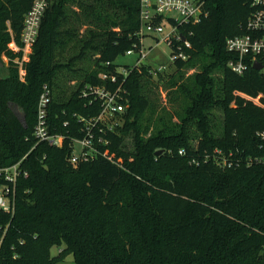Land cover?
Wrapping results in <instances>:
<instances>
[{
  "label": "trees",
  "instance_id": "obj_1",
  "mask_svg": "<svg viewBox=\"0 0 264 264\" xmlns=\"http://www.w3.org/2000/svg\"><path fill=\"white\" fill-rule=\"evenodd\" d=\"M202 1L208 16L180 26L192 48L170 73L116 63L130 49L139 54L141 0H50L22 80L14 60L22 53L12 46H23L33 0H0V168L22 160L28 172L13 188L14 212L0 209V264H57L62 253L74 264H264V69L249 61L234 72L228 63L237 55L226 46L261 7ZM88 84L118 91L126 110L113 130L92 129L108 141L98 155L72 164L71 140L87 134L79 119L102 109L82 97ZM45 85L61 147L36 144Z\"/></svg>",
  "mask_w": 264,
  "mask_h": 264
},
{
  "label": "built area",
  "instance_id": "obj_2",
  "mask_svg": "<svg viewBox=\"0 0 264 264\" xmlns=\"http://www.w3.org/2000/svg\"><path fill=\"white\" fill-rule=\"evenodd\" d=\"M204 1L202 0H141V17L143 20L142 29L140 31L141 45L139 48V58L136 64L142 62L147 58L150 51L159 46L161 43L168 45L170 49V61L175 63L177 60H186L188 49L192 48V43L188 35L183 33L180 26L188 24H196L208 16V12L204 8ZM252 6L261 7L253 12L244 25L245 33L227 39V49L234 55H237L235 60H230L228 65L236 73L243 74L248 68L249 61L254 65L256 62L263 64L264 69V0H252ZM49 7V0H33L32 7L28 11L24 20V29L22 33L23 46L13 45L17 52H21V58L16 61L19 66L20 78L23 80L25 75L24 62L29 60L32 47L36 42L41 23L46 10ZM163 16L166 19L171 18L173 22H166V24L153 23L154 18ZM158 34L159 38H155V44L150 50L144 47V35ZM191 35L192 33H188ZM135 52L134 49L127 51L128 55ZM168 65H162L159 70H166ZM122 73L126 75L128 70L121 69ZM82 97H92L93 100L99 101L101 104V111L98 116L86 120L81 117L80 122L85 124L87 134L85 137L71 140L72 153L69 161L72 164L80 162H87L95 158L99 149L97 144H108L103 138L95 139L92 129L99 123L105 124L109 130H113L118 122H112L113 119L120 117L126 110L124 97L118 91L114 92L106 85H86L82 92ZM254 101L259 98H252ZM50 89L47 85L44 87V92L41 94L38 103V120L34 129V136L39 142H47L50 146L61 147L64 143L65 136L62 134H53L50 132V125L48 122V105L50 103ZM111 120V121H110ZM64 125H67L65 123ZM262 140H264V131L257 133ZM184 151L180 150V154ZM22 160L11 167L0 168V175L6 179L7 184L1 186L0 189V209L5 212L13 213L15 206V188L18 179L21 176L27 177L28 172L21 167Z\"/></svg>",
  "mask_w": 264,
  "mask_h": 264
},
{
  "label": "rangeland",
  "instance_id": "obj_3",
  "mask_svg": "<svg viewBox=\"0 0 264 264\" xmlns=\"http://www.w3.org/2000/svg\"><path fill=\"white\" fill-rule=\"evenodd\" d=\"M49 4H50V0H49ZM160 35L158 34H152L151 36H148L145 38L144 40V47L145 49L148 51L152 48V46L155 44V38H159ZM13 48V46H12ZM14 49V48H13ZM17 49H14V51H16ZM17 52V51H16ZM139 58V54L135 53L133 55H128L125 54L123 56H120L116 63L122 67L125 65H132L134 63H136V60ZM3 60L6 64V66L9 65L10 59L7 56L3 57ZM15 61H19L18 57H16L14 59ZM89 64V62H87ZM142 63H150L153 65V67H158L159 65H168V69L166 72H173L174 71V67H170L172 65V62L170 61V49L168 47V45H166L165 43H161L159 46L153 48L148 57L142 60ZM90 65L93 66V63L90 62ZM193 71H190V73H192ZM0 74H4V72L0 71ZM189 74V72H188ZM75 81H71V82H67V84L73 86ZM161 91H164L163 93L166 94V91L164 89V87H161ZM162 93V94H163ZM163 94V96L161 95V100L163 103H166L167 101V96ZM256 103H258V99L255 100ZM169 104V103H168ZM214 114H215V123L218 125L220 124V122H222L223 119V114L222 111L220 109H215L214 110ZM191 142L193 145H196L197 142V138L196 136H193L191 138ZM124 148L128 149V150H133L134 149V145L132 143V141L127 138L124 142ZM61 248H58L57 246L52 247L51 249V253L54 256H58L60 254ZM62 253V257L59 259V261L57 262V264H74V256L73 254H65Z\"/></svg>",
  "mask_w": 264,
  "mask_h": 264
},
{
  "label": "water",
  "instance_id": "obj_4",
  "mask_svg": "<svg viewBox=\"0 0 264 264\" xmlns=\"http://www.w3.org/2000/svg\"><path fill=\"white\" fill-rule=\"evenodd\" d=\"M254 68H256V69H258V70L263 69V64H261L260 62H256V63L254 64ZM15 112H16V114H18L19 116H21L17 110H15ZM162 152H163V150H159V151L157 152V154H161Z\"/></svg>",
  "mask_w": 264,
  "mask_h": 264
}]
</instances>
